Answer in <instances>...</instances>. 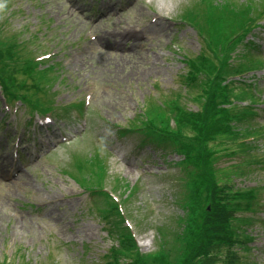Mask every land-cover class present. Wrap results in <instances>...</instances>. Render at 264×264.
I'll list each match as a JSON object with an SVG mask.
<instances>
[{"label": "rangeland", "instance_id": "1", "mask_svg": "<svg viewBox=\"0 0 264 264\" xmlns=\"http://www.w3.org/2000/svg\"><path fill=\"white\" fill-rule=\"evenodd\" d=\"M110 1L116 5L115 16H119L109 13L111 17L104 20L98 13L110 4L108 0H0V41H14L13 58L18 52L21 56H49L48 62L41 65V69L49 68L43 73L41 69H32L33 75L23 69L10 72L23 106L7 108L0 94V170L4 173L0 172V261L6 255L8 262L14 263L21 251V258L29 259L30 264H96L113 244L106 238L110 222L114 232H125L118 220L108 219L105 229L91 211L93 199L61 172L68 170L78 177L71 163L88 155L90 147L97 144L103 146L106 158L107 168L102 175L106 184L118 178L135 187L126 209L142 254L155 255L157 264L180 263L182 225L175 224V219L182 210L174 203V194L182 181L173 165L180 158L173 154L161 156L154 145L141 144L138 134L118 135L115 124L130 123L144 105L150 120L159 123L151 107L153 96L177 89V77L183 72L171 42H178L190 52L199 48L192 29L178 28L176 21L181 15H189L192 0H141L122 14L128 2L124 0V6L118 4L121 0ZM150 18L157 21L155 27L147 23ZM141 27L145 28V38L140 42L129 34H136ZM257 37L263 40L264 32L259 31ZM120 38L122 44L115 45ZM86 92L92 97L88 130L72 134L67 144H58L52 125L50 132L38 131L35 126L42 121L28 119L35 112L58 107ZM76 118L74 114L68 120L59 119V123L65 122V131L72 133L77 128ZM263 118L260 113L256 120ZM251 122L245 126L250 127ZM21 139L24 143L19 142ZM48 146L51 150L43 157L41 152ZM223 147L219 146L221 159L216 167L242 163L253 154L232 153V148L224 154ZM261 150L260 155L264 146ZM6 162L14 163L15 168L8 171L3 167ZM263 175L264 170L259 169L255 176L251 173L235 178L234 183L242 189L262 186ZM261 196L264 199V191ZM159 223L162 232L168 233L167 238L156 230ZM246 223L253 229L264 225L254 217ZM187 230L196 232L197 228L191 224ZM246 242L236 248L242 264H248L244 248L249 246L257 249L252 248L255 257L251 264H264V231L259 232L258 240ZM86 245L90 250L84 254ZM160 254L166 255L168 263ZM212 262L226 264L217 256Z\"/></svg>", "mask_w": 264, "mask_h": 264}, {"label": "trees", "instance_id": "2", "mask_svg": "<svg viewBox=\"0 0 264 264\" xmlns=\"http://www.w3.org/2000/svg\"><path fill=\"white\" fill-rule=\"evenodd\" d=\"M13 40H6V43L4 45L0 44V83H9V84H15L16 80L13 79L10 76V72H13L12 70L20 69V65L18 63L12 64L14 61V55H15V44H13ZM217 113V109L213 106L211 103L206 115L203 118H199L198 116H191L190 120L199 126L201 128V132L203 135L209 136L212 133L219 130L220 124L217 122V117L219 116ZM197 164L200 162H196ZM206 174L202 176V182L210 183V176L207 174V169L202 165L201 166ZM205 188H209L215 195H219L217 188L215 187L214 183L207 185ZM240 197V196H239ZM237 195H233V198L239 199ZM210 198L208 197V201H210ZM250 200V197L247 196L244 200ZM202 198L198 196L197 198V204L199 205L202 202ZM209 204V203H208ZM210 204L214 208V212L212 215L211 213H208L206 215V219L209 216L208 219V227L211 229H214L213 232L209 231H202L200 232V235H196L193 237V232L190 231L185 236V239L183 240L185 242V245L183 246V258L182 263L183 264H205L209 261V252L210 249H207V247L213 242L214 238L220 237L221 241L218 242L219 244L222 243V241L225 238V228L227 221L229 219V215L231 214V206L222 204L218 200H211ZM197 225V226H196ZM193 229L196 227H200V224H197L196 222H193L192 225ZM167 234H165L164 237L167 238ZM161 258L164 259L168 263V259L165 254H160ZM159 260L157 258L148 260L141 264H157Z\"/></svg>", "mask_w": 264, "mask_h": 264}, {"label": "bare ground", "instance_id": "3", "mask_svg": "<svg viewBox=\"0 0 264 264\" xmlns=\"http://www.w3.org/2000/svg\"><path fill=\"white\" fill-rule=\"evenodd\" d=\"M117 45V44H116ZM7 163V162H6ZM8 165H5V164H3V167L5 168V169H8V168H11V165L9 164V163H7Z\"/></svg>", "mask_w": 264, "mask_h": 264}]
</instances>
